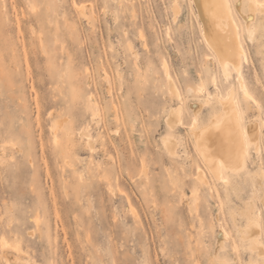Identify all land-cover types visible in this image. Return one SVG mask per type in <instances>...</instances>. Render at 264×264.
Masks as SVG:
<instances>
[{
	"label": "rangeland",
	"instance_id": "374dc122",
	"mask_svg": "<svg viewBox=\"0 0 264 264\" xmlns=\"http://www.w3.org/2000/svg\"><path fill=\"white\" fill-rule=\"evenodd\" d=\"M173 1L0 0V264H264L243 235L250 209L264 246V14L250 36L248 0H228L244 99L193 0L176 18ZM230 93L259 144L245 137L244 167L216 177L190 104L203 129Z\"/></svg>",
	"mask_w": 264,
	"mask_h": 264
},
{
	"label": "bare ground",
	"instance_id": "6f19581e",
	"mask_svg": "<svg viewBox=\"0 0 264 264\" xmlns=\"http://www.w3.org/2000/svg\"><path fill=\"white\" fill-rule=\"evenodd\" d=\"M193 2L202 21L205 40L216 53L224 72L223 74H229L227 73V68L230 63L236 72L237 80L239 81L243 96L245 97L244 99H247L250 95L241 71V60L244 57V49L240 38H238L237 24L230 13L231 8L229 7L228 0H193ZM261 4H264V2L260 0H248L249 14H246L244 19L250 36H252L254 32V28L249 24L254 20L255 12L257 11L264 14V9L260 7ZM172 10L174 17L176 18V13L178 12V4L176 0L172 3ZM164 67L167 72L166 62H164ZM211 81L216 84L215 77H212ZM174 86L173 83H170V92L180 99L179 97H181V93L179 94V90ZM203 86L204 84L201 83L197 88H188V90L193 93L194 96L198 97L201 95L199 93L202 92ZM206 97L207 98L203 99L202 102L207 105L209 96ZM219 99L222 109L221 113L214 116L210 124L203 129H198L199 127L197 126L199 119L198 116H200L199 109L201 102L194 101L190 104L193 115L190 122V129L195 144L201 151L206 164L216 177L219 175L220 167L223 165L234 171L244 167L243 146L245 143V137H247L254 145L258 146L259 144L258 124L256 122H250L245 125L244 128L242 127L240 124L242 115L238 106L235 104L236 101L234 100L232 93ZM94 114L96 115L97 113L94 112ZM180 116V107H171L168 110L165 121L170 129H175V125L180 122ZM83 133H85L87 138L90 139L86 131H83ZM89 143L92 145L93 142L89 141ZM164 144L170 153H176L175 149L177 142L175 137H167L164 140ZM249 210L247 211L249 225L246 230L243 231V235L244 237L249 238V245L257 248V253L259 255H263L264 246L257 241V236L261 232L260 226H258V223L255 220V215L253 216L254 213L252 214ZM220 237L221 236H219V238ZM219 242L221 243V238L219 239ZM4 243L6 244V242Z\"/></svg>",
	"mask_w": 264,
	"mask_h": 264
},
{
	"label": "snow or ice",
	"instance_id": "6c2138e0",
	"mask_svg": "<svg viewBox=\"0 0 264 264\" xmlns=\"http://www.w3.org/2000/svg\"><path fill=\"white\" fill-rule=\"evenodd\" d=\"M260 7H261L262 9H264V4H261Z\"/></svg>",
	"mask_w": 264,
	"mask_h": 264
}]
</instances>
